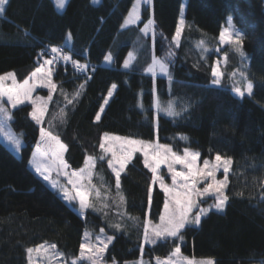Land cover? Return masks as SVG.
<instances>
[{
  "label": "trees",
  "instance_id": "1",
  "mask_svg": "<svg viewBox=\"0 0 264 264\" xmlns=\"http://www.w3.org/2000/svg\"><path fill=\"white\" fill-rule=\"evenodd\" d=\"M181 3L153 0L151 6L142 7L141 22L121 29L132 0H100L97 4L67 0L62 11L52 0H8L0 15V74L13 71L17 80L23 81L40 66L43 57L49 58L42 56L41 50L62 45L71 33L72 43L64 49H74L73 59L87 63L88 68L80 73L64 61L53 66L57 89L48 103L43 125L47 128L48 121L53 122V132L67 145L64 159L69 167H83L86 155H104L99 142L105 132L144 140L156 137L178 150L193 148L201 158L216 154L231 157L232 173L225 188L229 200L224 210L212 209L202 217L200 226H187L183 240L175 243L188 257L264 264V0H186L185 25L177 47L171 40ZM150 11L156 24L155 38L151 33L144 36L139 32ZM227 16L233 17V24L244 34L245 61L232 45L220 44L219 31ZM201 40L207 51L198 47ZM169 51L174 53L171 58ZM109 52L113 60L107 64L104 55ZM129 52L135 59L124 69L121 65ZM153 56L169 62L171 81L164 75L153 79L144 72ZM216 61L224 73L221 86L210 83L211 67ZM237 69L245 71L253 82L251 96L246 93L241 98L231 91V73ZM235 79H240L238 73ZM114 83L117 88L97 121L96 113ZM80 84L84 87L79 89L78 99L66 106L61 92L71 98ZM154 87L166 105L172 100L177 111L184 105L190 107L175 118L163 112L155 114ZM42 91L47 97L48 89ZM61 108L67 113L63 123L53 120ZM12 111L15 118L11 127L22 132L24 147L16 155L0 141V264H27L25 249L44 242L54 243L56 250L64 254L53 264H71V259L79 256L85 231L95 234L101 228L114 236L104 254L105 264L141 258L139 244L145 216L157 220L164 201L157 183L149 206L151 173L141 156L134 155L121 173L126 202L109 199L108 208L97 203L95 210L86 209L82 217L76 206H69L28 166L39 137V126L28 116L31 105ZM98 177L103 178L114 197L115 177L105 160L97 159L93 179L100 184ZM116 222L123 224L120 231L110 227ZM174 246L172 238L145 245L143 259L166 257ZM34 262L47 264L35 254Z\"/></svg>",
  "mask_w": 264,
  "mask_h": 264
},
{
  "label": "snow or ice",
  "instance_id": "2",
  "mask_svg": "<svg viewBox=\"0 0 264 264\" xmlns=\"http://www.w3.org/2000/svg\"><path fill=\"white\" fill-rule=\"evenodd\" d=\"M8 0H0V15L5 12V5ZM57 10H62L65 7L66 0H54ZM93 4L99 3V0H92ZM153 0H132L131 7L124 16L120 25L121 29H126L131 25L141 22L142 6H151ZM185 5L180 6V19L176 25L175 34L172 36L171 43L179 47L180 37L185 25L184 21ZM227 26L223 27L219 33V41L221 44L233 46L234 52L241 58L242 61L248 59L243 48L244 34L233 24V17L228 16L226 20ZM156 24L151 16L144 23V26L139 29V32L144 36L149 33L155 38ZM72 43V35L68 33L63 44L60 46H52L50 54L46 50H42V56L50 55L51 58H45L43 63L36 67L28 77L23 81H18L14 72H6L0 75V136L4 141L11 146L15 153H21L24 147L23 134L12 131L11 122L14 120L13 109H18L21 105L30 104L31 111L28 116L36 125L39 126V139L32 152V156L28 163L35 171L36 175L42 178L45 182L57 192L61 199L68 202L69 206L75 208L80 216L85 215V210L92 208L96 209L97 203L102 208H108V200L115 202L117 199L120 204L126 202L121 188V173L126 170L128 164L132 161L136 153L143 156V165L151 173V180L147 188L148 204L151 206L153 202V185L159 184L161 191L164 194L163 208L159 214V222L154 223L151 219L145 216L143 221L142 240L139 244L141 258L131 262V264H145L143 260V252L146 244L155 245L160 240L167 241L173 239L175 246L166 257L156 256L155 264H216L213 258L188 257L181 252L179 243L176 240H183V231L187 226H200L202 217L209 214L212 209L223 211L229 196L225 193V188L228 185V174L231 170L233 160L231 157L216 154L213 159L204 158L202 164L198 163L201 157L199 151H194L188 147L183 149L181 154L175 151L169 144L159 143L158 140H143L132 138L130 136H118L108 132L103 133L100 138L99 148L104 155L94 157L86 155L84 166L67 171L69 165L64 159V153L67 151L60 136L53 132L54 124L48 121V127L45 128V115L48 112V103L53 99V92L56 91L57 85L53 82L52 73L53 66L64 61L71 63L77 72L84 73L88 68L87 63H81L79 60L73 59L74 49L65 51L64 45ZM198 47L207 51L203 40L198 42ZM87 49L84 53H87ZM173 52H168V57L171 58ZM135 56L129 52L125 59L123 67L129 68ZM226 59V58H225ZM113 56L111 52L104 55V62L111 63ZM244 68L248 65L244 64ZM95 69H93L94 71ZM146 72L152 74L155 79L157 71L160 74L167 76L171 81L170 64L167 60L153 56L152 63L145 69ZM239 74L240 79H235ZM211 84L221 86L224 73L219 70L218 64H213L211 67ZM232 88L231 91L238 97L243 98L247 93L249 96L253 93L254 84L247 78L246 72L237 69L231 73ZM38 87L48 89V96H34L33 93ZM84 84H80L78 89L69 98L64 92L66 106L72 105L80 95L79 89H82ZM117 88L114 83L108 89L107 96L103 98L104 102L100 106V111L96 113L95 119L100 120V113L104 110V105L108 104L109 98L113 91ZM154 104L153 107L157 112H163L169 117H178L182 112H186L190 105H184L180 111L176 110L175 103L172 100L167 102L166 106H162L156 96V89L153 88ZM141 108L143 105H139ZM66 109L61 108L58 115L53 116V120L59 119L61 123L66 121ZM181 139H187L181 136ZM97 159L103 161L107 159V166L111 169L115 177L116 193L113 197L111 191L103 183V178L98 177L101 183L97 185L93 182ZM162 166H166L168 174L171 176V183H166L165 177L161 174ZM179 166V170L177 169ZM223 169V179L217 178V172ZM53 172L57 176L67 178V185H62L59 180L52 178ZM264 184V182H262ZM68 185H71L69 188ZM202 185V186H201ZM213 195L214 203L201 207L203 197ZM264 198V194H262ZM75 202V204H73ZM117 215L123 216L122 213ZM129 219H139L129 217ZM116 231L123 228V224L116 222L110 225ZM114 236L107 235L105 230L101 228L99 233L85 231L82 241L79 245V256L71 259V264H82L87 261V264H105L104 254L108 246L113 242ZM57 246L53 243L44 242L34 247L25 249L27 264H35L34 254L41 261L46 260L47 264H53L59 257L64 254L57 251ZM113 264H117L113 260ZM127 264V262H126Z\"/></svg>",
  "mask_w": 264,
  "mask_h": 264
},
{
  "label": "rangeland",
  "instance_id": "3",
  "mask_svg": "<svg viewBox=\"0 0 264 264\" xmlns=\"http://www.w3.org/2000/svg\"><path fill=\"white\" fill-rule=\"evenodd\" d=\"M53 2H54V0H52ZM67 1V0H66ZM100 1V0H99ZM91 2H92V0H91ZM182 3L185 5V3H186V0H182ZM181 3V4H182ZM97 4V3H96ZM54 5H55V3H54ZM131 7V6H130ZM143 7V6H142ZM56 8V7H55ZM130 9V8H129ZM63 10V9H62ZM62 10H58V11H62ZM129 11V10H128ZM127 11V12H128ZM127 14V13H126ZM150 16L152 17V14H151V11H150ZM228 17V16H227ZM227 17H226V19H225V21H224V23L222 24V26H221V28H220V31H221V29L223 28V27H226L227 26V23H226V20H227ZM149 19V18H148ZM179 19H180V12H179V16H178V22H179ZM147 22V21H146ZM177 22V23H178ZM235 26V25H234ZM235 28H237L236 26H235ZM238 29V28H237ZM220 31H219V33H220ZM129 54V53H128ZM128 54L126 55V57H125V59L128 57ZM46 57H43L42 58V63H43V60L45 59ZM125 59H124V61H125ZM153 59V58H152ZM124 61L122 62V65H121V67L122 68H124L123 67V64H124ZM41 63V64H42ZM106 63V62H105ZM152 63V60H151V62L146 66V68L150 65ZM40 64V65H41ZM107 64H109V63H107ZM214 64H218V61H216ZM145 68V69H146ZM124 69H126V68H124ZM145 69H144V72L145 73H147V74H150V75H152L151 73H149V72H146L145 71ZM8 72H13V71H8ZM6 73V72H5ZM2 74H4V73H1L0 75H2ZM156 75H162V74H160L159 73V71H157V73H156ZM54 82V81H53ZM40 89H47V88H43V87H38L35 91H34V93H33V95L34 96H42V97H46V94L45 93H43V91L42 90H40ZM107 96V95H106ZM156 96L158 97V99H159V101H160V98H159V96L157 95V93H156ZM104 102V101H103ZM160 103H161V105L162 106H166V103L165 102H161L160 101ZM103 104V103H102ZM153 104H154V98H153ZM104 107H105V105H104ZM98 111H100V108H99V110ZM154 111H155V114H157V113H159V112H157L156 111V109L154 108ZM162 112V111H161ZM101 114V113H100ZM12 131H14V132H16L17 134H19V133H22V132H17V131H15V130H13L12 129ZM111 134V133H110ZM113 135H118V136H124V135H120V134H113ZM133 138V137H132ZM38 139H39V137H38ZM140 139V138H139ZM144 140V139H143ZM151 140H158L156 137L154 138V139H151ZM0 141L3 143V144H5L6 146H7V148H9L14 154H16V155H19V154H17V153H15L14 152V150H12V148H11V146L10 145H8L7 143H6V141H4V139H3V137L2 136H0ZM23 141H24V139H23ZM159 141V140H158ZM159 143H162V142H160L159 141ZM162 144H164V143H162ZM173 147V146H172ZM34 149H35V147H34ZM34 149H33V151H34ZM173 149L175 150V151H178V152H180L181 154L183 153V149H181V150H178V149H176V148H174L173 147ZM190 149H192V150H194V151H197V150H195V149H193V148H190ZM32 151V152H33ZM136 154H138V155H140L141 156V158H142V161H143V156L140 154V153H136ZM135 154V155H136ZM31 156H32V153H31V155H30V157H29V159L31 158ZM215 157V155H213L212 157H205V158H208V159H213ZM203 159L204 158H201L200 157V159L198 160V163L199 164H202V162H203ZM29 161V160H28ZM105 161H106V163H107V159H105ZM28 166H30L29 165V163H28ZM30 168L32 169V167L30 166ZM177 169L179 170V166H177ZM33 170V169H32ZM72 170H76V169H71V168H68L67 169V171H69V172H71ZM34 171V170H33ZM34 173H35V171H34ZM231 173H232V167H231V170H230V172H229V174H228V182H229V180H230V175H231ZM36 174V173H35ZM161 174L165 177V181H166V183H171V176H170V174H168V172H167V168H166V166H162V170H161ZM52 178L54 179V180H59V182L62 184V185H67V178L66 177H64V176H57L56 175V173L55 172H53V175H52ZM217 178L218 179H223V169H220L218 172H217ZM44 181V180H43ZM45 182V181H44ZM93 182L94 183H96L95 182V180L93 179ZM51 189H53L52 187H51V185L50 184H48L47 182H45ZM97 184V183H96ZM97 185H99V184H97ZM202 186V185H201ZM68 187L70 188L71 187V185H68ZM54 190V189H53ZM68 203V202H67ZM75 202H73V204H74ZM214 203V196L213 195H209V196H206V197H203V203L201 204V207H207V206H209V205H211V204H213ZM75 206L77 207V209H78V204H75ZM163 208V207H162ZM215 210V209H214ZM154 223H158L159 222V217H158V219L157 220H155V221H153ZM100 230V229H99ZM107 235H111V234H108V233H106ZM113 236V235H112ZM142 240V239H141ZM146 245H151V244H146ZM140 248V247H139ZM144 249H145V247H144ZM155 258V257H154ZM152 259V260H147V259H145V264H155V259ZM163 258V257H162ZM59 259V258H58ZM197 259H200V258H197ZM214 259V261L216 262V264H259V263H255V262H248V261H245V260H237V259H232V258H223V259H220V258H213ZM144 260V259H143ZM127 264H131V262H128Z\"/></svg>",
  "mask_w": 264,
  "mask_h": 264
},
{
  "label": "built area",
  "instance_id": "4",
  "mask_svg": "<svg viewBox=\"0 0 264 264\" xmlns=\"http://www.w3.org/2000/svg\"><path fill=\"white\" fill-rule=\"evenodd\" d=\"M59 46H60V45H59ZM42 50H43V49H42ZM42 50H41V52H42ZM50 50H51V49H47L46 51L50 54ZM48 57L51 58L50 55H48Z\"/></svg>",
  "mask_w": 264,
  "mask_h": 264
},
{
  "label": "crops",
  "instance_id": "5",
  "mask_svg": "<svg viewBox=\"0 0 264 264\" xmlns=\"http://www.w3.org/2000/svg\"><path fill=\"white\" fill-rule=\"evenodd\" d=\"M221 44V43H220ZM221 45H223V44H221ZM69 168H71V167H69ZM72 169V168H71ZM136 260H138V259H136ZM136 260H134V261H136ZM134 261H128V262H134ZM145 261V260H144ZM127 262V263H128ZM124 264H126V263H124Z\"/></svg>",
  "mask_w": 264,
  "mask_h": 264
}]
</instances>
